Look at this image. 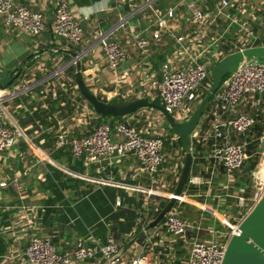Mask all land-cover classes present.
<instances>
[{
  "label": "crops",
  "instance_id": "obj_1",
  "mask_svg": "<svg viewBox=\"0 0 264 264\" xmlns=\"http://www.w3.org/2000/svg\"><path fill=\"white\" fill-rule=\"evenodd\" d=\"M13 1L41 12L45 30L41 36L32 37L5 27L0 20L1 81L5 82L10 72L30 54L43 52L30 60L17 87L34 83V88L3 101L8 126L21 131L23 136L17 137L14 146L0 155V182L7 183L6 187H0V264H27L25 248L32 235L49 237L63 256L77 247L94 252L93 258L77 264H103L99 251L106 243L116 241L124 245L131 238L139 239L143 228L170 200L186 152L192 155L188 179H194L195 185H185L181 193L184 198L179 207L180 217L201 222L202 229L197 236L201 241L208 242L228 233L229 225L245 215L258 188L253 171L258 166L264 168V146L261 145L264 93L258 109L249 106L236 109V114L249 113L256 119L247 140L260 141L255 151L259 161L250 173L244 168L228 176L222 168L211 169L206 141L207 118L201 117L197 136L190 138L187 150L166 130L164 117L156 110L144 108L111 121L113 124L127 122L147 134L167 136L159 182L151 186L131 154L91 163L84 158H74L67 144L58 146L60 135L69 139L88 134L101 120L72 88L74 72L70 73L69 69L73 65L64 67L70 57L46 52L82 51L81 75L100 100L146 98L154 102L158 100V90L153 82L158 81L163 63L168 62L173 68L182 67L208 44L218 48L216 58L224 57L231 48L215 45L214 41L219 39L223 43L232 37L244 41L247 34L243 30L239 32L240 26L252 35L258 34V44L264 45V32L260 30L264 21V0H231L224 15L205 25L191 20L187 5L196 3L211 18L220 0H153L150 8L134 14L131 13L145 0H64L82 29L83 39L78 46L52 33V15L60 0ZM168 9L175 12L174 20H168L172 24L171 33H163L160 40L141 53L134 45L133 36L141 34L151 24L155 11ZM120 19L124 26L116 29L111 39L125 48L128 58L111 70L95 32L115 28ZM178 37L184 42L178 43ZM57 69H61L60 73L51 77ZM220 105L210 101L204 113L219 111ZM168 141L173 145L171 148H167ZM13 180L16 182L12 184ZM241 198L244 207L239 203ZM148 235L152 239L145 253L150 264H185L191 235L175 237L153 230Z\"/></svg>",
  "mask_w": 264,
  "mask_h": 264
},
{
  "label": "built area",
  "instance_id": "obj_2",
  "mask_svg": "<svg viewBox=\"0 0 264 264\" xmlns=\"http://www.w3.org/2000/svg\"><path fill=\"white\" fill-rule=\"evenodd\" d=\"M152 1L145 0L131 14L150 8ZM230 6L231 0H220L211 18H208L206 12L194 2L188 4L187 9L194 23L205 25L207 21L213 23L216 18L224 15ZM174 18L175 12L173 9L163 12L155 11L151 24L141 34L133 36L136 49L141 53H145L154 42L163 37V33L170 34L172 24L168 23V20H174ZM0 20L5 27L32 37L41 36L45 30V18L41 12L29 10L21 4H16L13 0H0ZM123 24V19H120L115 28L106 32H95L98 42L103 48L107 65L111 70L118 68L128 58L127 51L118 42H108L113 32L118 28H122ZM51 26L52 33L56 38L72 46L81 44L83 39L82 29L79 22L71 15L64 0H60L55 5ZM239 28V32L243 30L247 34L244 41L242 38L236 40L235 37H232L224 40L223 43L217 39L214 44L228 46L231 48L229 54L247 48L264 46L258 44V34L252 35L242 26ZM260 30L264 32V21L261 23ZM183 40L182 37L176 38V41L180 44L184 42ZM218 54V48H212L208 44L191 58L190 63L182 67L173 68L172 64L168 62L162 64L158 81H154L153 85L157 87L160 105L166 113L173 117L175 122L186 121L198 106L210 86V68L223 58H216ZM60 71L61 69L54 70L51 77L58 75ZM34 85L32 83L19 89L16 87L10 91L0 90V155L14 146L17 137L23 136L21 131L8 126L3 101L34 88ZM72 88L76 92L78 91L76 84H73ZM263 93L264 64H259L251 58L243 59L237 68L222 80L219 89L211 99L212 102L221 103L219 111L209 114L206 112L202 115V118H207L209 123L206 141L213 171L222 168L228 176H232L244 167L249 157L247 149L251 144L247 140V136L255 126L256 119L249 113L236 114V109L240 106L258 109L261 101L260 96ZM196 132L197 129L191 137H196ZM164 142L165 139L161 134H147L137 130L127 122L113 124L111 121L101 122L85 135L72 136L69 139L63 135L58 137L59 147L67 144L74 158H84L91 163L107 161L115 155H133L151 186H156L159 182L160 168L164 162L162 154ZM262 171H264V168L258 166L252 173L258 181V188L250 199V205L245 215L257 204L264 192V173ZM14 182L16 180H13L12 184ZM186 185H195V180L188 179ZM6 186V182H0V187ZM150 192L156 191L151 190ZM171 198L175 199V204L163 220L152 230L155 232L163 231L169 236L175 237L192 236L189 240L185 264H221L227 242L231 236L238 234V225L245 215L237 223L229 225L228 233L218 239L214 238L205 242L197 237L202 229L201 222H190L179 215V207L184 196L182 194H170L169 199ZM243 202L244 200L241 198L239 203L244 207ZM118 204L119 202H117ZM144 229L145 227L143 228L145 235L143 243L133 245L129 249L132 250V255L129 257L126 256V253L116 257L123 246L122 244L116 241L106 243L99 251L102 263L150 264L145 251L152 236H149V231ZM137 252H140L138 256H136ZM25 256L27 264H77L93 258L94 252L84 247H77L68 256H63L57 252L49 237L32 235L26 245Z\"/></svg>",
  "mask_w": 264,
  "mask_h": 264
},
{
  "label": "water",
  "instance_id": "obj_3",
  "mask_svg": "<svg viewBox=\"0 0 264 264\" xmlns=\"http://www.w3.org/2000/svg\"><path fill=\"white\" fill-rule=\"evenodd\" d=\"M108 42H117V40L110 39ZM52 52L64 53L70 57V60L66 62L64 67L74 66V81L77 90L84 100L91 105L94 113L102 120L108 118H122L144 108L156 110L163 115L166 130L180 139L182 147L185 150L189 149L190 137L197 129L203 113L213 98L214 93L219 89L224 77L234 71L245 58H251L259 64H264V46L247 48L223 57L210 68V86L194 112L186 121L175 122L173 117L166 113L161 105L150 102L146 98H136L129 101H123L118 98H112L107 101L100 100L95 93L88 88L81 75L80 60L84 53L82 51L74 52L56 49L49 50L46 53ZM42 53V50H39L30 54L19 66L10 72L5 82L0 80V90L10 91L18 87L25 76V71L28 69L30 60ZM261 145L264 146V139L261 141ZM191 164L192 155L190 152H186L174 195H180L187 184ZM174 204V198L168 200L154 220L149 223L144 230L150 231L154 229L163 220L165 215L169 213ZM144 237V232H142L139 239L131 238L128 240L120 248L116 257L125 254L133 245L143 243ZM139 253L140 252H137L136 256H138ZM221 264H264V192L257 204L239 223L238 234L231 236L227 242Z\"/></svg>",
  "mask_w": 264,
  "mask_h": 264
},
{
  "label": "trees",
  "instance_id": "obj_4",
  "mask_svg": "<svg viewBox=\"0 0 264 264\" xmlns=\"http://www.w3.org/2000/svg\"><path fill=\"white\" fill-rule=\"evenodd\" d=\"M69 72L70 73H73L74 72V66H72L70 69H69ZM72 75V74H71ZM228 75V74H227ZM73 77V82H74V84H75V81H74V76H72ZM226 77V76H225ZM209 83H211V80H209ZM78 92V95L80 96V98L83 100V101H85L84 100V98L81 96V94L79 93V91H77ZM204 95H205V93H204ZM204 95H203V97H204ZM202 97V98H203ZM86 102V101H85ZM87 103V102H86ZM154 103L155 104H157V105H159V102H158V100H155L154 101ZM210 103V102H209ZM88 104V103H87ZM89 105V104H88ZM89 107L92 109V107H91V105H89ZM93 111V110H92ZM94 112V111H93ZM99 117V116H98ZM99 119L101 120V122H107V121H113V120H119V119H122V118H108V119H105V120H102L100 117H99ZM178 139V144H179V146L180 147H182V144H181V141H180V139L179 138H177ZM164 144H166V142H164ZM259 144H260V141L259 140H254V141H252L251 142V144L249 145V147H248V149H247V153H248V159H247V161L245 162V164H244V167L242 168V169H244L245 168V172L246 173H250L253 169H255V167H256V165H257V163H258V161H259V155L258 154H256L255 153V151H256V149H258L259 148Z\"/></svg>",
  "mask_w": 264,
  "mask_h": 264
},
{
  "label": "rangeland",
  "instance_id": "obj_5",
  "mask_svg": "<svg viewBox=\"0 0 264 264\" xmlns=\"http://www.w3.org/2000/svg\"><path fill=\"white\" fill-rule=\"evenodd\" d=\"M165 136V135H164ZM167 137V136H166ZM166 137H163V139H167ZM168 143H169V141H168ZM173 145H170V143H169V146L167 147V148H171ZM230 224H232V223H230ZM177 241V243L179 244V242H178V240H176ZM180 244H182V242L180 243ZM182 252H183V254H185V251H184V249H182ZM130 255H132V250H128L127 252H126V256L127 257H129Z\"/></svg>",
  "mask_w": 264,
  "mask_h": 264
}]
</instances>
